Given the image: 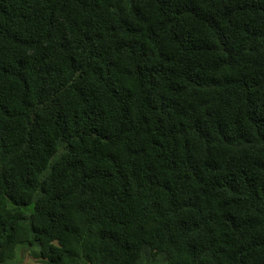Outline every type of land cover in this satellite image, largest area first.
Segmentation results:
<instances>
[{
	"label": "trees",
	"instance_id": "1",
	"mask_svg": "<svg viewBox=\"0 0 264 264\" xmlns=\"http://www.w3.org/2000/svg\"><path fill=\"white\" fill-rule=\"evenodd\" d=\"M264 264V0H0V264Z\"/></svg>",
	"mask_w": 264,
	"mask_h": 264
},
{
	"label": "rangeland",
	"instance_id": "2",
	"mask_svg": "<svg viewBox=\"0 0 264 264\" xmlns=\"http://www.w3.org/2000/svg\"><path fill=\"white\" fill-rule=\"evenodd\" d=\"M23 264H40V263L36 262V260H34L32 257H26Z\"/></svg>",
	"mask_w": 264,
	"mask_h": 264
}]
</instances>
